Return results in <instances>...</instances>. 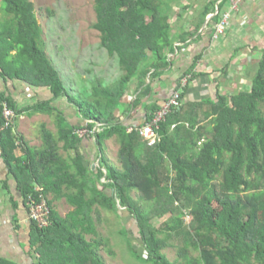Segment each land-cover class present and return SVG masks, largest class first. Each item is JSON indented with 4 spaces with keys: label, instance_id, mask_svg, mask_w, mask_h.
Instances as JSON below:
<instances>
[{
    "label": "trees",
    "instance_id": "trees-1",
    "mask_svg": "<svg viewBox=\"0 0 264 264\" xmlns=\"http://www.w3.org/2000/svg\"><path fill=\"white\" fill-rule=\"evenodd\" d=\"M0 4V76L49 88L53 95L50 101L19 109L0 90L1 157L27 209L29 197L39 201L40 196L50 209L46 228L32 222L29 256L34 264H105L99 256L108 243L98 231L102 212L114 215L120 226L116 235L141 264H264V56L249 91L219 95L210 104L181 98L180 106L161 123L162 142L150 147L139 133L127 134L117 113L126 117L172 65L171 1L95 0L94 29L102 48L117 58L121 74L110 85H93L88 99L72 101L45 52L34 4ZM133 84L141 94L129 103L126 97ZM183 89L176 90L181 97ZM63 96L88 122L82 128L93 131L101 126V132L88 136L100 150L94 168L81 151L83 139L76 135L82 129H67L51 104ZM170 99L161 107L151 106V115L140 126L152 122ZM4 104L15 113L8 128ZM31 113L58 114V138L41 126V149H29L16 132V120ZM112 137L120 169L104 156L103 143ZM60 144L66 152L73 150L74 157H63ZM20 148L23 155L18 157ZM62 199L73 208L64 217L55 207ZM125 212L134 220L136 234L127 229ZM159 221H164L160 227ZM133 235L147 256L136 249ZM168 250L176 252L177 262L169 261L164 254ZM0 264L15 263L0 259Z\"/></svg>",
    "mask_w": 264,
    "mask_h": 264
},
{
    "label": "crops",
    "instance_id": "crops-1",
    "mask_svg": "<svg viewBox=\"0 0 264 264\" xmlns=\"http://www.w3.org/2000/svg\"><path fill=\"white\" fill-rule=\"evenodd\" d=\"M234 4L233 0L171 1L175 38V53L170 54L172 65L155 81L150 95L143 97L136 107H131L126 117L122 115V111L117 113L124 128L143 125L151 115L150 107H161L174 95L181 81L187 76L192 78L182 91V98L186 103L210 104L217 102L219 95L230 96L251 89L258 64L264 56V0L242 1L237 7ZM225 14L229 15L225 34L215 39L216 27ZM190 34L193 36L190 37ZM185 36L186 41H179ZM0 90L6 92L19 109L50 101L53 97L49 88H33L25 82L5 80L1 77ZM129 92L131 93H127L126 97L129 103L141 94V91L136 92V84L131 86ZM51 104L65 119L64 126L67 129L72 126L84 129L82 126L87 125L88 122L79 117L76 107L69 104L67 97H59ZM44 115L46 114H23L16 120V132L29 149L43 148V133L41 130H30L29 122H35ZM57 115H46L53 119L55 132L43 123L56 138ZM112 144L116 146L114 156L111 152ZM117 147L116 138H109L105 141L103 152L108 164L120 169L116 156ZM60 148L63 157H74L73 150L66 152L63 150V144H60ZM81 151L88 155L93 168L94 165H99L100 150L94 137L83 139ZM1 153L0 141V259H7L15 264H34L29 256L32 222L18 184ZM16 155H23L21 148L16 151ZM60 203L61 201L55 203L58 212Z\"/></svg>",
    "mask_w": 264,
    "mask_h": 264
},
{
    "label": "rangeland",
    "instance_id": "rangeland-1",
    "mask_svg": "<svg viewBox=\"0 0 264 264\" xmlns=\"http://www.w3.org/2000/svg\"><path fill=\"white\" fill-rule=\"evenodd\" d=\"M29 1L34 4L39 25L43 28L47 57L57 70L71 101L74 97L88 99L93 90V85H98V82L103 83L105 86L110 85L120 76L121 71L117 58L109 56L107 51L102 48L101 35L94 29L97 22L95 0ZM1 18L2 12L0 11V20ZM71 101L69 104L73 106ZM29 123L30 130L40 131L41 125L45 123L48 128L55 132L53 119L46 115L40 116L39 120ZM104 144L105 142L103 143V149ZM115 147L112 144L111 152L113 156L116 151ZM132 196L138 198L135 193H132ZM72 210L73 208L67 203L66 199H62L59 206L60 215L64 217ZM102 215L103 221L98 225V231L103 239L108 240L107 247H101L99 250V256L104 263L141 264L130 256L123 241L116 235L120 226L114 215L106 212H102ZM122 216L127 229L134 231L136 234L134 220L126 212ZM189 220V218L186 219L187 222ZM163 222L159 221L156 224L160 227ZM89 239L90 237H88ZM131 241L142 255L147 256L145 248L140 244L141 242L139 243L134 238V235L131 236ZM164 254L170 262H177L175 251L168 250Z\"/></svg>",
    "mask_w": 264,
    "mask_h": 264
},
{
    "label": "built area",
    "instance_id": "built-area-1",
    "mask_svg": "<svg viewBox=\"0 0 264 264\" xmlns=\"http://www.w3.org/2000/svg\"><path fill=\"white\" fill-rule=\"evenodd\" d=\"M246 0H233L235 3V7H237L238 3ZM229 22V15L225 14L222 16L220 22L218 23L214 37L215 39L222 37L225 34L226 27ZM191 76H187L183 79L180 84L181 88H184L188 85ZM181 90L176 91L175 95L164 105L163 109L156 115L152 122H149L145 126H139V128H127V134L139 133L143 139L149 142L150 147H155L162 142L161 135V123L166 119L167 115L175 108L179 107L181 103ZM3 117L5 119V126L11 125L15 113L12 109H10L7 104H4L3 108ZM101 126L99 125L96 130L89 131L87 129H82L76 132V135L84 139L90 135H95L100 131ZM28 215L29 219L33 224L38 226L39 228H46L49 225L50 218V209L47 205L46 200L43 197H39V201L34 199L33 197H29L28 203Z\"/></svg>",
    "mask_w": 264,
    "mask_h": 264
}]
</instances>
